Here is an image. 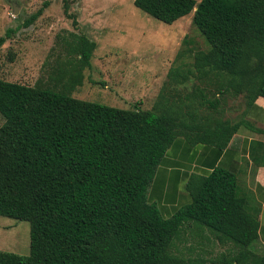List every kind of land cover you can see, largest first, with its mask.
<instances>
[{
  "label": "trees",
  "instance_id": "obj_1",
  "mask_svg": "<svg viewBox=\"0 0 264 264\" xmlns=\"http://www.w3.org/2000/svg\"><path fill=\"white\" fill-rule=\"evenodd\" d=\"M132 5L168 25L191 13L205 49H188L190 61L169 72L187 68L179 82L193 78L204 86L187 93L184 111L168 114L109 107L0 79V217L28 223V254L0 251V264H191L170 254L173 237L187 224L233 247L223 264H264V254L249 249L258 237L257 215L247 210L232 172L214 167L205 176H189V202L167 218L149 198L155 169L171 145L179 158L187 147L210 148L211 162L247 126L242 111L235 122L215 119V96H242V109L264 98V0ZM67 9L63 0V14L72 20ZM93 49L79 36L67 52L74 62L65 65L79 72L89 68ZM211 89L213 100L203 95Z\"/></svg>",
  "mask_w": 264,
  "mask_h": 264
},
{
  "label": "rangeland",
  "instance_id": "obj_2",
  "mask_svg": "<svg viewBox=\"0 0 264 264\" xmlns=\"http://www.w3.org/2000/svg\"><path fill=\"white\" fill-rule=\"evenodd\" d=\"M65 1L67 13L76 21L74 26L63 14V0H0V37L4 38L0 45L1 80L47 87L77 100L109 107L168 114L184 111L187 93L204 86L193 78L179 82L187 68L181 67L177 75L173 70L169 72L181 60L190 61L188 49H205L191 25V13L168 25L136 9L132 0ZM79 36L94 43L90 66L80 72L65 65L67 60L74 62L67 52ZM180 52L183 54L179 59L176 56ZM70 85L73 88L68 91ZM203 95L214 99L212 89ZM215 97L219 108L213 117L238 120L242 96ZM199 112L204 114V107ZM2 122L0 116V125ZM179 186L183 184L179 182ZM238 190L241 192L240 187ZM154 206L161 217L167 218L169 214L162 213L158 203L154 202ZM213 247L203 249L210 251ZM0 251L28 254L27 222L0 217ZM170 252L177 258H187V225L173 237ZM214 254L213 249L210 256H201L206 264H212L218 261Z\"/></svg>",
  "mask_w": 264,
  "mask_h": 264
},
{
  "label": "crops",
  "instance_id": "obj_3",
  "mask_svg": "<svg viewBox=\"0 0 264 264\" xmlns=\"http://www.w3.org/2000/svg\"><path fill=\"white\" fill-rule=\"evenodd\" d=\"M241 111L247 126L238 128L227 147L211 162L207 161L210 148L201 145L187 147V155L179 158V152L173 151L171 145L167 150L169 153L164 154L163 161L155 169L149 198L158 203L162 213L171 215L174 210L189 202L186 192L179 191V188L184 190L189 176H205L214 167L230 171L236 177L237 192L244 199L247 210L257 215L258 237L249 249L253 253L264 254V98H256ZM179 144L184 146L185 143ZM179 182L183 187L179 186ZM204 246L213 248L208 251L203 249ZM213 249L214 260L218 261L212 264H223L224 258L234 251L230 244L219 242L205 229L187 224V258L183 259L191 264H206L201 254L210 256Z\"/></svg>",
  "mask_w": 264,
  "mask_h": 264
},
{
  "label": "water",
  "instance_id": "obj_4",
  "mask_svg": "<svg viewBox=\"0 0 264 264\" xmlns=\"http://www.w3.org/2000/svg\"><path fill=\"white\" fill-rule=\"evenodd\" d=\"M12 11H13V13H15V9L14 8H12Z\"/></svg>",
  "mask_w": 264,
  "mask_h": 264
}]
</instances>
